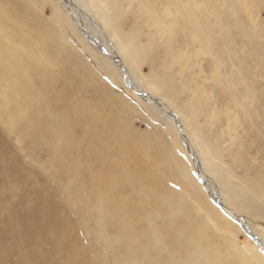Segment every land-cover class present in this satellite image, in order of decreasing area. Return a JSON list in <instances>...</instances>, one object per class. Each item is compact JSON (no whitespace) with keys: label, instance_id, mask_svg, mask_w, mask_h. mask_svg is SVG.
Wrapping results in <instances>:
<instances>
[{"label":"bare ground","instance_id":"bare-ground-1","mask_svg":"<svg viewBox=\"0 0 264 264\" xmlns=\"http://www.w3.org/2000/svg\"><path fill=\"white\" fill-rule=\"evenodd\" d=\"M190 1L153 0L173 16L169 25L212 55L218 70L214 80L226 93V105L247 119V132L263 151L264 98L254 88L253 60L238 54L234 27L215 21L209 27L201 6ZM64 4L0 0V170L6 171L0 175V264H97L85 245L82 220L73 221L75 215L87 219L88 213L96 244L103 245L110 264H264V234L241 216L259 213L264 190L249 177L247 159L231 156L245 174L241 184L224 162L222 145L230 132L205 136L174 100L159 95V85L141 80L128 55L136 51L135 40L114 25L117 0ZM46 9L48 20L41 15ZM80 48L110 79L119 74L135 99L161 106L169 116L164 119L170 136L151 129L153 135L138 136L122 127L108 102L82 96L88 86L79 76ZM83 68L91 73L89 64ZM167 79L160 86L174 99L176 87ZM5 136H14L40 165L46 153L48 173L26 168ZM15 195L19 200L3 207V199ZM29 202L33 207L25 208Z\"/></svg>","mask_w":264,"mask_h":264},{"label":"rangeland","instance_id":"rangeland-1","mask_svg":"<svg viewBox=\"0 0 264 264\" xmlns=\"http://www.w3.org/2000/svg\"><path fill=\"white\" fill-rule=\"evenodd\" d=\"M127 1H129V3ZM64 2L65 0L63 1L58 0L59 5L61 4L60 6L62 7L66 6ZM136 2L137 3L135 4L134 0H117V3L119 4L120 9H119V12L115 14L114 25L116 27V24H117L116 28L120 30L121 33L129 37V39L133 38V40H135V44L137 45L136 51L131 54L128 52V55L131 56V58L134 60L133 61L131 59L132 62H134L133 63L134 68H137L136 71L138 75L140 76L141 80L142 81L145 80L144 82L147 85H152V86L153 84H156L157 86L159 85L158 86L159 95L164 98L169 99L170 101L174 100L173 101L174 106L177 109H179V111L182 114H186L187 117L194 120L193 122L196 125L199 123L197 127H199V129L201 128L200 129L201 133H204L205 136L213 135L214 137L217 136L218 138L220 134L222 136L224 133V136H225V135H228V133L230 132L231 136L230 138L226 137L225 143L228 144L230 142L229 140L232 139L231 145L230 143L228 145H226L225 143L224 145H222L223 148H225L226 146L224 155H223L224 162L226 161L225 163L229 166V168L234 169V174L236 176L235 179L237 180L238 183L241 184L240 180L244 179L245 174L243 170L239 167V165L236 163V161L232 159L231 156L234 154L236 155V157H243V159L245 160L247 159L246 162L248 164V167L250 168L249 177L257 178V180L260 182L264 190V156H263L264 150L262 151L257 146L256 139L247 132V125H248L247 119L245 117H239L237 112L231 111L226 105V102H225L226 93L221 88L216 86V82L214 80V77L218 70H217V67L214 66L212 55L208 53V50L205 47H203L202 44L200 45L198 42L193 41L192 36H190L191 38H184V36L178 33L177 29H175L176 25L174 26V25L168 24L169 22L168 18L171 21L173 16H170V14L164 9L162 4L161 5L158 3L155 4L153 0H150V1L149 0H137ZM190 2L197 3L198 6H201L202 12L205 14L204 18H206L205 20H207L206 22L208 23L209 27L211 25L212 27H214L215 22H217L221 26L224 25V27L226 28H231V29L232 27L235 28V34H233V37H234L233 41L236 42L234 44L236 45V48L238 50L237 52L241 57H245L246 55L250 54L247 60L249 61L251 58L253 60L250 70L253 71L252 80L254 82V88L258 93L261 92L262 97L264 98V66H262L263 65L262 60L264 59L263 58L264 57V0H218V1L217 0H200V1L191 0ZM204 5H206V8L209 6V8L213 11L209 10V8L208 9L204 8L205 7ZM146 6L149 8H147ZM121 10L123 12H121L120 14ZM142 10L144 11L142 12ZM129 11L132 13V15ZM156 12L158 15L156 14ZM209 12H212V13H209ZM140 13L142 14V16H138V15H141ZM144 13L146 14L144 15ZM150 13H151V16L149 15ZM75 14L77 16L80 15L82 23L86 22V19L81 13L76 12ZM124 14H126L127 16ZM214 14H217V16H215ZM41 15L45 20H48L50 18V12L47 9L44 10V12H42ZM164 16H166L167 18L165 19ZM209 16L212 18H210ZM126 17H128L129 19ZM151 17L152 18L154 17L155 19L154 18L151 19ZM141 18H143V20ZM147 18H150V20ZM117 20L119 21L122 20L120 21L122 24L120 22L118 23ZM159 28L161 30H159ZM140 30L142 32H140ZM151 33L154 36L157 35V37H154ZM209 34H210V30H208V35ZM214 35L215 34H212L211 36H214ZM99 39L102 42V39L101 38ZM153 41L154 42L156 41V42L154 43ZM155 44L157 45V47ZM152 46L155 47L156 50ZM151 52H153L154 54L156 53V54L155 55L151 54ZM76 55H77L76 58L79 61L78 71H80L79 72L80 79L84 80V82L88 86L87 89L85 90L86 92L84 91V95L82 96L84 97L86 96V99L88 98L87 100L89 101L92 97H95L98 101L100 100V101L108 102L113 112L116 111L114 112L115 117L121 120L122 127L125 126V129L127 131L133 132L134 134L138 136H145V135H150V134L153 135L151 131L154 132L156 130L155 131L156 135H162L167 138L170 136L168 132L169 127L167 126V123L165 120L166 117H169V116H168V113L161 106L155 103H150L144 99L142 100L135 99L133 96L129 94L131 88L130 87L127 88L123 85L122 78L121 76H119V74L114 73L113 79H110L109 77H107L98 67V65L87 55L86 51L83 50L82 48H80L78 52H76ZM140 61L143 63H141ZM85 63L89 64L91 68V73L89 74L87 73V71H84L83 67ZM207 63H209V66H207L208 65ZM140 70H141V73H140ZM225 77L226 76H224V78ZM166 79L167 80L172 79L171 82L172 81L174 82L171 84L174 87V89L175 87L177 89V90L175 89L177 100H176V97H174L173 99L172 98L173 96L167 93L160 86V84L163 83L164 80L166 81ZM153 80L154 81L156 80V81L154 82ZM89 96H91V98H89ZM229 112L231 116L229 115ZM161 113H164V114H161ZM163 115H166V116L163 117ZM156 118L157 120H155ZM233 126L237 130H234L235 128ZM228 127L230 131L228 130ZM4 141H6V143L9 146H11L14 152L16 151L15 153H17L18 156L20 155L22 157L21 158L19 156L22 162L24 163V165L26 166V168H28L32 173L40 172L41 176L42 175L44 176L45 174L48 173V170L47 171L44 170V161H47L46 153L41 154L40 160L42 161L41 162L42 164L40 165L39 163L35 162L29 154L25 153L22 144L18 143L15 140L14 136H10V137L5 136ZM232 146L234 147L232 148ZM226 149L227 150L229 149V150L226 151ZM259 151L261 153H258ZM251 163H254V164H251ZM253 166H255V168ZM3 174L6 175V171H4V169L2 168L0 170V175L2 176ZM8 182L11 183L9 184V187H14L12 189L16 190L18 188L16 187L18 184L16 185V183L12 182V180H10L9 178H8ZM13 183L14 185H12ZM18 189L16 191H18ZM18 198L19 196L17 197L15 195L9 198L8 200L3 199V204H2L3 207L5 206H6L5 208L12 207L19 200ZM259 205L260 206H259L258 214L257 213H254L252 215L241 214V216L244 219L247 218V221H249L250 223L252 222V224L256 226L264 234V201L262 200L259 201ZM25 206H26L25 208H31L33 207V203L29 202L25 204ZM78 220H80V222L82 220V223H83V229H84L83 232H84L85 241H86V244L85 243L84 244L89 246V248H91L93 252V255L97 257V264H110L109 260L105 256L103 245L96 244V237H95L96 230H95V225H94V220L92 218V215L88 213L87 219H83L75 215L73 221L76 222ZM238 241L241 244H243L245 242L244 237L239 236Z\"/></svg>","mask_w":264,"mask_h":264},{"label":"water","instance_id":"water-1","mask_svg":"<svg viewBox=\"0 0 264 264\" xmlns=\"http://www.w3.org/2000/svg\"><path fill=\"white\" fill-rule=\"evenodd\" d=\"M101 51H102L103 53H105V51H104V50H102V49H101ZM105 54H106V53H105ZM107 56H108V55H107ZM114 61H115V63H118L116 60H114ZM142 98H143V97H142Z\"/></svg>","mask_w":264,"mask_h":264}]
</instances>
